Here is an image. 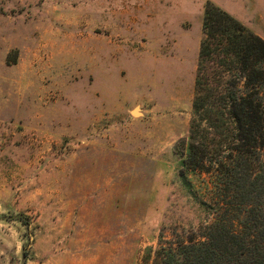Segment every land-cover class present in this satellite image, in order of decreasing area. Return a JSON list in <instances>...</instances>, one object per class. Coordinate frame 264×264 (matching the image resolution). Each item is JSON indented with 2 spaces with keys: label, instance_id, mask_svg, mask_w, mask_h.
<instances>
[{
  "label": "rangeland",
  "instance_id": "obj_1",
  "mask_svg": "<svg viewBox=\"0 0 264 264\" xmlns=\"http://www.w3.org/2000/svg\"><path fill=\"white\" fill-rule=\"evenodd\" d=\"M208 3L264 39V0H0V264H148L208 220L176 150Z\"/></svg>",
  "mask_w": 264,
  "mask_h": 264
},
{
  "label": "trees",
  "instance_id": "obj_2",
  "mask_svg": "<svg viewBox=\"0 0 264 264\" xmlns=\"http://www.w3.org/2000/svg\"><path fill=\"white\" fill-rule=\"evenodd\" d=\"M178 176L208 220L148 264H264V39L208 3ZM150 260V261H149Z\"/></svg>",
  "mask_w": 264,
  "mask_h": 264
},
{
  "label": "water",
  "instance_id": "obj_3",
  "mask_svg": "<svg viewBox=\"0 0 264 264\" xmlns=\"http://www.w3.org/2000/svg\"><path fill=\"white\" fill-rule=\"evenodd\" d=\"M133 115L136 116V117H138L139 115H141L139 108H137V109H135L133 111Z\"/></svg>",
  "mask_w": 264,
  "mask_h": 264
}]
</instances>
